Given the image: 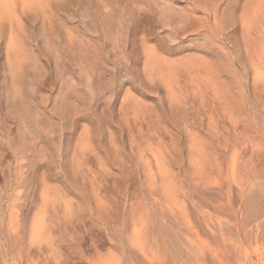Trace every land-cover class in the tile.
<instances>
[{"label":"rangeland","instance_id":"rangeland-1","mask_svg":"<svg viewBox=\"0 0 264 264\" xmlns=\"http://www.w3.org/2000/svg\"><path fill=\"white\" fill-rule=\"evenodd\" d=\"M30 6L0 15V264H264V0Z\"/></svg>","mask_w":264,"mask_h":264},{"label":"bare ground","instance_id":"bare-ground-1","mask_svg":"<svg viewBox=\"0 0 264 264\" xmlns=\"http://www.w3.org/2000/svg\"><path fill=\"white\" fill-rule=\"evenodd\" d=\"M21 2L23 6H30V5H42L46 0H0V15H14L16 12V6L17 4ZM48 2V1H47ZM47 4V3H45ZM104 4V3H103ZM105 6V5H104ZM31 7V6H30ZM106 10V9H105ZM6 12V13H5ZM110 11L106 12V15H110ZM7 15V16H8ZM90 28H95L93 26H90ZM14 32V30H12ZM12 45L16 46V55L18 59L25 60V61H31L29 57H27V51H30L29 48H27V43L24 40L19 39H13ZM18 60H13L14 62H17Z\"/></svg>","mask_w":264,"mask_h":264}]
</instances>
